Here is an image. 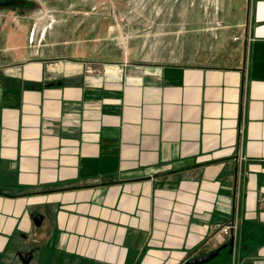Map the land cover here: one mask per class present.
I'll list each match as a JSON object with an SVG mask.
<instances>
[{
  "label": "crops",
  "instance_id": "obj_1",
  "mask_svg": "<svg viewBox=\"0 0 264 264\" xmlns=\"http://www.w3.org/2000/svg\"><path fill=\"white\" fill-rule=\"evenodd\" d=\"M76 3L0 72V264H264V0Z\"/></svg>",
  "mask_w": 264,
  "mask_h": 264
},
{
  "label": "rangeland",
  "instance_id": "obj_2",
  "mask_svg": "<svg viewBox=\"0 0 264 264\" xmlns=\"http://www.w3.org/2000/svg\"><path fill=\"white\" fill-rule=\"evenodd\" d=\"M19 1L14 5L0 7L2 11L0 16V72L3 67L10 64L31 59L35 56L34 50L36 49H39L42 57L62 56L64 37L68 35L76 40L84 24L90 20L92 24L96 23V10L94 14L87 16L83 14L84 9L79 3H76L71 10L69 9L70 2L80 0ZM91 16L95 17L91 18ZM96 29V26L90 28L91 32H88L87 36L94 37ZM10 174L13 177L14 168L10 170ZM3 188L5 187H0V192ZM237 236L238 234L234 237L237 238ZM226 251L228 248L221 250L214 258L202 264H228L225 257Z\"/></svg>",
  "mask_w": 264,
  "mask_h": 264
},
{
  "label": "water",
  "instance_id": "obj_3",
  "mask_svg": "<svg viewBox=\"0 0 264 264\" xmlns=\"http://www.w3.org/2000/svg\"><path fill=\"white\" fill-rule=\"evenodd\" d=\"M19 2H20L19 0H0V7L14 5V4L19 3ZM233 243H234V238L231 237L227 242L222 243L221 245H219L218 247L208 251L207 253L202 254V255H198V256H194L188 260H185L183 264H202V263H205V262L209 261L210 259L214 258L216 255H218L219 251L224 249L226 246H229L228 251L231 252ZM22 256L26 260L29 259V255L26 253H22Z\"/></svg>",
  "mask_w": 264,
  "mask_h": 264
},
{
  "label": "built area",
  "instance_id": "obj_4",
  "mask_svg": "<svg viewBox=\"0 0 264 264\" xmlns=\"http://www.w3.org/2000/svg\"><path fill=\"white\" fill-rule=\"evenodd\" d=\"M234 230H235V224L233 222H229L221 227L220 233L226 235L227 237H231L233 236Z\"/></svg>",
  "mask_w": 264,
  "mask_h": 264
}]
</instances>
